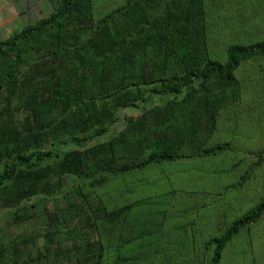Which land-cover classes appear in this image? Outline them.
I'll use <instances>...</instances> for the list:
<instances>
[{"label": "trees", "instance_id": "trees-1", "mask_svg": "<svg viewBox=\"0 0 264 264\" xmlns=\"http://www.w3.org/2000/svg\"><path fill=\"white\" fill-rule=\"evenodd\" d=\"M93 2L58 0L48 16L0 40V206L55 194L66 174L103 186L155 165L230 150L228 141L209 142L220 114L241 99L237 71L264 58V31L257 39L227 45L218 58L209 47L205 0H123L117 5L114 0L112 8L99 11L96 5L97 18ZM39 71L46 73L41 80L36 79ZM153 95L165 100L128 119L108 140L91 143L107 132L117 109ZM19 110L28 113L20 124ZM66 143L78 148L55 151ZM257 155L232 187L245 185L254 166L262 164L263 151ZM263 189L225 207L231 213L246 204L228 226L226 215L219 234L208 232L213 222L204 226L210 264H227L229 250L231 264H264V246L245 254L251 245L238 244L264 223ZM76 192L81 194L78 187ZM142 202L113 209L100 204L89 215L92 227L98 220L111 227L122 224L112 264H130L137 255L123 249L129 242L123 236L128 231L143 236L125 220ZM79 232L50 229L41 234L43 252L27 257L16 242L0 239V264H104L103 240L81 244ZM138 235L130 239L138 242Z\"/></svg>", "mask_w": 264, "mask_h": 264}, {"label": "rangeland", "instance_id": "rangeland-1", "mask_svg": "<svg viewBox=\"0 0 264 264\" xmlns=\"http://www.w3.org/2000/svg\"><path fill=\"white\" fill-rule=\"evenodd\" d=\"M57 1L0 0V40L48 16ZM93 1L95 18L99 16L96 5L99 11L100 7H114V0ZM122 1L115 0V4ZM205 2L207 37L214 57L221 58L227 45L257 39L258 34L260 36L264 31V0ZM45 76L44 71H39L36 79L41 80ZM237 77L242 84L241 99L220 114L217 131L209 142L228 141L229 151L215 157L184 158L155 165L111 178L103 186H92L90 180L66 174L61 178L60 190L55 194L36 195L17 204L0 206V239L7 244L16 242L19 251L27 257V254L39 255L43 252L44 238L41 234L48 230L81 229L78 241L84 244L102 239L107 246L104 264H112L122 224L118 222L111 227L98 220L92 227L89 215L94 216L100 204L113 209L143 200L125 218L127 224L143 235L140 237V233L128 231L126 234L130 235L123 236V239H129L123 249L137 252L130 264H210V251L203 242L209 236L208 232L211 236L219 234L226 215L228 226L242 213L239 208L242 210L246 204L237 205L231 213H226L225 207L253 196L264 186V58L243 65L237 71ZM164 100L163 96L153 95L146 102L117 109L107 132L91 143L108 140L125 127L128 119L139 116L146 108ZM27 114L25 110L16 113L19 124ZM77 148L66 143L56 147L55 151L62 153ZM259 151H263L262 164L254 166L245 185L232 187L248 166L258 161ZM77 187L81 194L76 192ZM211 222L212 229L207 232L204 226H210ZM137 234L138 242L132 241L130 238ZM248 237L243 241V235L238 242L244 247L251 245L245 248V254L260 245L264 246V223L252 227ZM68 244L72 245L73 240H69ZM230 261L229 250L225 262L231 264Z\"/></svg>", "mask_w": 264, "mask_h": 264}]
</instances>
